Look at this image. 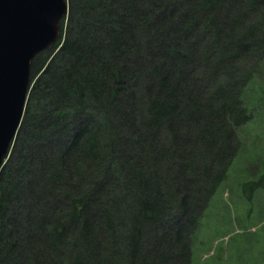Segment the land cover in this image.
Here are the masks:
<instances>
[{"label": "trees", "instance_id": "1", "mask_svg": "<svg viewBox=\"0 0 264 264\" xmlns=\"http://www.w3.org/2000/svg\"><path fill=\"white\" fill-rule=\"evenodd\" d=\"M67 1L31 61L15 173L0 169V264H194L243 130L264 118V0ZM259 164L234 185L260 225L218 264H264Z\"/></svg>", "mask_w": 264, "mask_h": 264}, {"label": "water", "instance_id": "2", "mask_svg": "<svg viewBox=\"0 0 264 264\" xmlns=\"http://www.w3.org/2000/svg\"><path fill=\"white\" fill-rule=\"evenodd\" d=\"M67 0H0V169L31 87V61L60 36Z\"/></svg>", "mask_w": 264, "mask_h": 264}, {"label": "rangeland", "instance_id": "3", "mask_svg": "<svg viewBox=\"0 0 264 264\" xmlns=\"http://www.w3.org/2000/svg\"><path fill=\"white\" fill-rule=\"evenodd\" d=\"M50 46L44 49L45 51L48 50V53L51 49ZM260 85L264 87V82H262V84ZM254 92L255 94H257L256 91ZM260 101L264 103V97L261 98ZM260 111H262V109H260ZM22 118L23 119H21L19 125L20 127H18L20 128L18 129L19 135L24 133V131L27 129V126H29V124H27V121L25 122V116L23 117L22 115ZM244 129L245 130L243 131L246 132H244L243 143L244 147L246 148L243 149L242 155H239L240 157L242 156L240 159L243 158L242 160H244V162H239L241 164V172L243 173L245 164L252 168L250 169L251 172L255 171V169L259 171V163L264 162V133L261 132L264 131V118L258 119L257 122L254 124V127H246ZM250 129H252V132H247ZM45 142V139H41L40 143H37V146H41L42 148L45 145ZM13 144L14 143L12 142L10 151L4 158L3 165H6L5 167L10 168V173L12 172L14 174V167H17L18 161L17 151L14 153L15 158H12L11 163H6V161L13 154L11 150ZM50 145L52 146L53 142H50ZM252 148L253 152H248V150ZM51 151L52 150L46 147L39 154H48L49 156L51 154ZM45 156H43V158ZM46 160H44V163H47ZM254 160H256V163L254 162ZM41 166L42 163H40V165L31 164L27 167V169L38 167L40 168ZM48 168H50V166ZM241 172L239 170H235L232 172V174L228 177L227 181L224 183V187L222 189L223 191L217 192L213 196V208L211 210L209 209L210 212L207 213L208 215L204 216L200 224L198 225V231L195 234V242L194 245H192V261L194 264H206V262H208L209 264H218V262L221 261L219 257L220 251L226 244V241H231L233 238L239 237L240 234L244 231V228H247L245 230L248 232H254L255 229L260 225V216L252 212L250 214H247L246 207H243V205L240 203L241 198L237 190L238 187L235 190L234 183L236 178H234V175L237 176L238 180L240 181V177L238 176L241 175ZM30 178L31 176L28 174V171H26V176L24 177L22 184L29 185L32 184L34 181L37 182L36 179ZM40 192L37 188L35 196ZM45 193L46 190L44 188L40 195H45ZM262 217H264V213L262 214ZM28 242L30 243L31 239H29ZM221 264H223V262Z\"/></svg>", "mask_w": 264, "mask_h": 264}]
</instances>
